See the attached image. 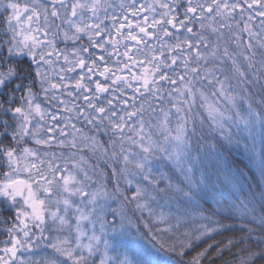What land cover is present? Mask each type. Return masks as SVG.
Returning a JSON list of instances; mask_svg holds the SVG:
<instances>
[{"label": "snow or ice", "instance_id": "6c2138e0", "mask_svg": "<svg viewBox=\"0 0 264 264\" xmlns=\"http://www.w3.org/2000/svg\"><path fill=\"white\" fill-rule=\"evenodd\" d=\"M115 7L0 0L8 13L0 28V93L7 96L0 139L13 141L0 142V211L13 213L0 264H158L154 255L182 258L194 243L228 231L229 221L239 223L240 236L213 240L185 264L237 245L247 255L235 264H254L264 258V185L258 194L246 189L230 156L242 146L264 178V0H120L109 16ZM61 33L88 44L65 54L56 48ZM25 60L30 71L21 75ZM25 138L68 155L22 145ZM83 149L102 158L110 176L89 165ZM208 191L218 193L215 207L206 206Z\"/></svg>", "mask_w": 264, "mask_h": 264}, {"label": "trees", "instance_id": "16d2710c", "mask_svg": "<svg viewBox=\"0 0 264 264\" xmlns=\"http://www.w3.org/2000/svg\"><path fill=\"white\" fill-rule=\"evenodd\" d=\"M180 11H183V5L181 6ZM4 17L3 15L0 14V28L4 27L3 21H4ZM106 27H108V25H105ZM218 26V25H217ZM193 31L196 32L197 28L193 27ZM205 36H207L209 38V40H213L214 36H212L210 33L208 32H204L203 33ZM178 35L180 36V39H184L185 36L187 35L183 29L180 30V32L178 33ZM170 44H174L176 41L175 39L172 40H168L167 41ZM149 43H152L151 41H149ZM88 41L87 38L85 36H82L80 40L71 42L69 41V43H63V45H65L66 48L69 47H75V48H79L81 45H87ZM121 52L124 51L123 48V44H121L120 49ZM109 51H111V49L109 48ZM145 51H147V49H145ZM102 54L100 53L98 50L93 53V55H99ZM87 59V57H85ZM107 59V56L105 57ZM109 66H111V62L109 63ZM209 67H211V65H209ZM21 75H25L27 74L30 69H29V63L27 60H25L22 64L18 65V69H17ZM79 73V69L77 70L76 73H71L70 75L75 78L77 77ZM30 79V78H29ZM17 81H13V84L16 83ZM29 82L28 79L24 80V83L27 84ZM57 83H59V81H56ZM101 82L103 83V79H101ZM85 83H87V80L85 81ZM94 86V85H92ZM11 87V85L9 86ZM32 89L33 92L37 95L38 100L42 103V107L43 104L45 105L44 107H46V102L43 101L41 97V92H40V85L36 82H33L32 84ZM72 89L70 88L69 91H71ZM20 93H17V95H19ZM129 95H131V93H129ZM64 99L71 101V98L67 96L66 93L63 94ZM0 99H7V96L0 93ZM150 99V98H149ZM77 104L83 106V101L81 100H77L76 101ZM146 103V101H145ZM20 104V101L17 100L15 102V104L13 105V107L18 106ZM201 116H203L205 118V120H207V113L206 112H201L200 113ZM3 119H6L9 121L10 124V130L14 129L16 127L15 122H13L12 116L10 114L5 115L3 117ZM155 121H153L154 123ZM73 123H76V121L74 120ZM77 127L83 128L85 132H88V129L83 125V124H77ZM0 131H2V126H0ZM39 137H43L44 135L39 133ZM98 139L102 142V144L104 145L105 148L109 147L107 141H108V136L107 135H100L98 137ZM0 142L4 143V144H12V137L10 135H6L4 136L2 139H0ZM22 145L23 144H27V145H32L34 143V141L30 140L29 138H25L24 141L21 142ZM46 147V146H42ZM54 148L53 152L56 151V148L59 149V147H52ZM41 150V149H40ZM64 150V149H63ZM56 153V152H55ZM80 155H83L85 157V159L88 161L89 165L93 166V167H97L101 170H103L105 173H108V175L110 176V170L109 168L105 167V164L103 162V159L100 158L99 156H93V154L88 150V149H83L80 153ZM230 160L232 161V168L233 171L237 174V178L239 180H241L242 182H244L245 184V188H251L254 190L255 194H258L260 191V187L261 185H264V178H262L259 174V172L257 171V169L254 167V165L252 164V162L249 160V157L247 155V153L243 150V147L241 146L239 149L233 148L232 152H231V156H230ZM6 170V169H3ZM156 169H154L155 171ZM164 172H168L169 169L168 168H163L162 169ZM2 171V170H0ZM2 178V177H0ZM213 179H215V177H213ZM109 187H111V184H109ZM228 187L230 188L231 185H228ZM217 188L220 191L224 190V186L221 185L220 183H217ZM218 193L216 192H212V191H208L205 194V199L207 201V207H215V198L216 195ZM246 194V193H245ZM4 205L0 204V208H3ZM174 207V205H173ZM166 211L169 210L168 208L165 209ZM13 216V213L9 210H2L0 211V247L1 246V240L4 239L7 234V229L12 226V221L11 218ZM7 221V222H6ZM228 223L232 224V227L228 230L225 231L222 235H216L214 236L212 239H208V240H202L200 242L194 243L193 246L188 249L184 255V257L180 258L178 257L175 253H167L165 254L163 251L159 252L158 255H154L152 257V259L156 262H158V264H185L186 261L191 260L194 256H196V254L200 251H202L203 249L206 248L207 244L212 243L213 240L216 241H221L224 240L226 238L229 237H238L241 235V228L239 223H235L232 221H229ZM157 227H163V225H157ZM141 232L144 233L145 235H147V230L144 228H141ZM167 238V237H165ZM251 243V241H250ZM144 244L147 246L148 242L147 240L144 241ZM241 247V245H237L236 247L232 248L231 251H225L223 253L222 257H218L215 256L214 254L216 253V248L213 247L209 252H208V257H212L211 260H209L207 257L202 261V264H224L225 261L228 262V264H235L236 261L241 259V256L243 255H247V253H243V254H237V248ZM253 250H258L256 249L255 245L253 246ZM48 252H50V250H47ZM98 259V256L97 258ZM254 264H264V258H257L254 261Z\"/></svg>", "mask_w": 264, "mask_h": 264}, {"label": "rangeland", "instance_id": "374dc122", "mask_svg": "<svg viewBox=\"0 0 264 264\" xmlns=\"http://www.w3.org/2000/svg\"><path fill=\"white\" fill-rule=\"evenodd\" d=\"M4 2H6V0H4ZM18 2H20V3H24L25 2V0H18ZM40 2H45V0H40ZM107 2L108 3H110V4H113V5H116V7H115V11H113V9L112 8H109L108 9V15L109 16H111V15H113V14H118L119 13V4H120V0H107ZM127 2H129V0H125V3H127ZM0 14L1 15H3V16H6L8 13L7 12H5L3 9H0ZM100 15L101 16H103L104 15V13H103V10L101 11V13H100ZM108 25V27H110V23L108 22V21H105V25ZM105 25H103V26H105ZM102 26V27H103ZM55 39H56V48L57 49H60V50H62V51H64L65 52V54H68V53H70L71 51H72V49L74 48V47H69V48H66L65 47V45H63V43H69V41H71V40H69V41H65L64 39H63V35H62V33L61 34H59V35H57L56 37H55ZM71 42H74V41H71ZM149 44H151V43H149ZM78 48V47H77ZM134 51H135V49H133ZM70 59L72 58L71 56L69 57ZM53 67L54 68H56V69H58V68H60V67H64V65H63V63L62 62H56V63H54V65H53ZM137 74H139V73H137ZM37 102L38 103H41L38 99H37ZM41 105H42V103H41ZM45 105L43 104V107H44ZM74 122V120L72 121V123ZM41 134H43L44 135V133L43 132H41ZM39 136H41V135H39L38 134V137ZM39 138H43V137H39ZM29 147H32V148H37V147H40V149H41V151L42 152H46V151H52L53 152V150H54V148H51V149H49V148H47V147H43L42 148V146H37V145H35V143H33L32 145H28ZM54 152H56L57 154H60L61 152H63L64 153V155H65V157H67V155H68V150L67 149H61V148H59V149H57L56 148V151H54ZM11 227V226H10ZM9 227V228H10ZM51 227H55V226H51ZM8 228V229H9ZM6 237L4 238V239H2L1 240V246L3 247L4 246V242L5 241H7L8 240V232H7V234L5 235Z\"/></svg>", "mask_w": 264, "mask_h": 264}]
</instances>
